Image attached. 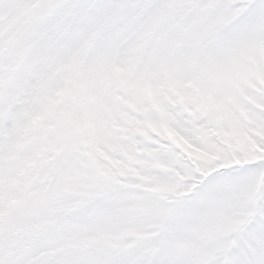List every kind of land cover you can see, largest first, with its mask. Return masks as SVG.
Instances as JSON below:
<instances>
[{
    "label": "snow or ice",
    "instance_id": "snow-or-ice-1",
    "mask_svg": "<svg viewBox=\"0 0 264 264\" xmlns=\"http://www.w3.org/2000/svg\"><path fill=\"white\" fill-rule=\"evenodd\" d=\"M0 264H264V0H0Z\"/></svg>",
    "mask_w": 264,
    "mask_h": 264
}]
</instances>
